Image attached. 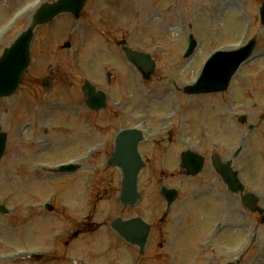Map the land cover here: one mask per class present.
<instances>
[{"label":"rangeland","instance_id":"1","mask_svg":"<svg viewBox=\"0 0 264 264\" xmlns=\"http://www.w3.org/2000/svg\"><path fill=\"white\" fill-rule=\"evenodd\" d=\"M42 1L0 0V55L14 37L29 25L33 12ZM223 1L89 0L79 21H75L70 15H62L35 32L30 48L32 64L24 75L19 92L11 98L0 99V132H5L8 136V146L0 160V205L8 210L7 214H0V264H25L23 256L26 252H42L55 246L60 252L67 253L64 241L60 242V235L64 233L56 232L65 224L63 216L59 215L51 226L50 219L44 218L43 223L36 225L33 220L28 224L26 218L33 213H43L46 199H55L57 211L67 207L74 212L90 211L92 205L88 206L87 192H83V185L85 180L90 183L95 178V170H83L75 177L55 180L51 176H59L46 166H57L84 155L85 147L79 148L74 141L85 143L87 135L92 140L93 147H96L95 144L100 139L94 134L100 136L96 126L99 128L101 121L109 125L107 138L110 141L119 125L124 122L122 117L126 114L125 111L121 112L123 106L120 108L118 105L127 104L126 110L130 111L135 102L136 128L142 130L144 136L140 155L146 165L139 181L142 201L138 211L146 214V218L153 212H161L160 206H163L158 192V178H162L167 186L180 189L181 198L188 195L193 199L190 204L186 203L190 206L188 215L184 214L183 203L176 202L172 211L175 219L174 244L166 245L163 252L156 251L158 260L155 264H191L192 250L185 246L191 245L196 249L198 244L213 245V248L198 250V254H205L203 261H211L207 264H218L214 254L220 256V264L241 255L243 260L248 257L246 261H241L243 264H264V223L260 224L259 217L253 215L251 233L246 235L245 231L241 232L240 228L247 221L243 220L238 205L236 222L239 230L235 234L228 230L217 237L209 234L204 236L206 226L210 229L212 225L208 222L219 215L223 219L221 222L226 223L223 215L230 214L233 209L228 211V206H235L237 202L233 204L221 197L224 214L212 210L204 215L201 211L203 203L196 201L199 179L196 177L192 181H186L183 177L179 178L180 171L176 162L182 151L191 150L189 146H200L199 129L200 124H204V117L198 118L197 111H206L209 100L206 95L188 96L182 92V88L195 81L202 63L213 52L231 50L235 44L255 37V62L233 76L229 92L221 95L224 100L228 96L234 97L233 109L237 116H244L249 123L248 128L243 129L240 134L235 130L233 136L227 134L224 138L219 134L217 139L220 157L226 160L237 159L238 166L244 167L243 170L247 172L250 182L246 185L262 191L261 196L264 195V155H259L256 147L264 146V120L261 118L264 114V55H257L263 54L264 50V24L260 23L258 14L260 3L264 0H232L233 3L229 6L222 4ZM218 6H223L221 19L218 18ZM237 23H240V28L234 29L233 25ZM189 35L195 39L196 48L190 58L184 59ZM123 39H126L129 47L152 56L155 72L151 83L141 82L138 73L127 64L117 46V42ZM66 41L71 45L68 49L62 48ZM50 70L51 88L46 91L41 82L50 75ZM106 72H112L109 81L105 78ZM86 80L106 92L113 107L112 115L93 114L83 108L81 85ZM162 90L167 91L166 94ZM50 91L56 98L54 101L48 100V107L42 109L41 104L47 100L44 98L50 96ZM24 97H30L34 101H30V106L35 114L30 115L29 120L21 115L22 111H29V108L22 106ZM52 103L58 109H53ZM220 113H223L222 108L218 114ZM73 117L80 120L78 134L65 137L63 129L68 125L64 126L63 122L72 124ZM86 117L90 119L89 124L93 130V133L88 131L87 135L84 130L80 131ZM30 121L33 122L32 127L22 134L24 124ZM51 125L59 127L61 132V136L53 141L47 137L44 128ZM34 128L38 138L36 144L38 145L39 140H42V144L29 151V147L26 148L27 139L24 138L28 135L32 138ZM187 137L191 143L186 141ZM168 150L167 157L161 159ZM194 151L201 153L197 149ZM95 154H99L97 158L92 157L91 161H84V164L96 167V182H117L119 174L102 167L100 159H104L103 150L100 153L95 151ZM234 198L237 199L235 196ZM260 199L264 203V196ZM98 203L95 210L97 213L116 214L120 211L114 204H106L105 201ZM179 214H183L182 223L185 227L181 234H177L180 229V219L177 218ZM244 215L248 217L245 213ZM42 218L39 215L38 220ZM41 224L43 230L39 229ZM200 228L199 234L197 229ZM66 231L70 232V226ZM175 237L181 242H175ZM157 239L155 237L154 241ZM217 245L222 247L218 248ZM170 247L177 253L182 250L181 254L176 257L169 255ZM67 249L70 250V255L73 254V260L82 259L86 264H132L119 257L110 260L103 258L101 263L102 241L74 242ZM246 249L248 252L244 254ZM87 254L100 259L94 262L97 258H93L91 263ZM163 255L168 256L167 261Z\"/></svg>","mask_w":264,"mask_h":264},{"label":"water","instance_id":"2","mask_svg":"<svg viewBox=\"0 0 264 264\" xmlns=\"http://www.w3.org/2000/svg\"><path fill=\"white\" fill-rule=\"evenodd\" d=\"M85 0H60L54 6H46L42 8L34 17V24L27 31L23 32L17 40L5 50L0 59V97L10 95L16 88L19 77L23 70L26 68L28 58V45L32 38V30L35 25L48 22L57 13L67 11L72 12L76 17L79 9ZM253 44H250L245 50L231 54H218L208 64L202 80L193 88L187 89L190 93L209 92L213 90H220L226 86L229 77L237 69L238 64L247 57L252 49ZM131 61H135L139 66L146 63L141 55L136 53H126ZM147 71L150 73L152 65H146ZM85 95L88 98V103L93 107H101L104 102L102 93L95 94L90 84H86L83 88ZM90 98L94 100L91 103ZM138 136L136 135V140ZM5 136L0 135V156L4 147ZM133 161H128L125 164L132 165ZM142 163L139 156L136 154V171L124 170V179L126 185L122 191L121 199L126 202L125 198L134 199L135 197V178L138 170L141 168Z\"/></svg>","mask_w":264,"mask_h":264},{"label":"flooded vegetation","instance_id":"3","mask_svg":"<svg viewBox=\"0 0 264 264\" xmlns=\"http://www.w3.org/2000/svg\"><path fill=\"white\" fill-rule=\"evenodd\" d=\"M133 124L136 127V115L133 116ZM211 148H212V150L215 149L214 143H212ZM206 150H207L206 146L204 145V151H206ZM217 150L218 149H216L215 151H211L207 154H204V155L209 156L207 161L204 160V164H206V162H208V165L206 166V168L203 171L205 173H204L202 179L198 182L199 194H200L202 200H204V202H207V203L209 202V200L214 199L213 195L218 194V193H215V191H214L215 190V184L218 183L221 186H223L219 176L215 173L214 169L211 166L210 156L212 154H215L217 152ZM204 167H205V165H204ZM223 188H224V198L231 201V199L229 197L231 194L228 192V190L224 186H223ZM213 202H216V201L214 200ZM169 215H170V213L167 212V213L163 214V216H161V217H155L154 216L149 220V223L151 226L150 237H149L148 243L146 245L147 247H146L144 255L143 256L138 255L139 258L137 260V264H141L143 262H145L146 264H154L155 262H157L158 258L156 257V251L160 252V249H163V244L159 243L156 245L157 241H154V238L166 236L167 233L170 230H172L171 227H167V226H170L173 222L172 218L168 219ZM91 216H92V213L87 214V216L83 217L81 220H76L72 223L71 229H70L71 233L69 234V238H71V239H70V241L65 242L66 245L70 244L74 240H78L79 238L88 235L90 232L93 231L94 223L92 222ZM134 216L136 217V211H135ZM104 224H105L106 228L104 230L103 237H104V242L106 244V247L109 250L119 249L122 246L123 242L121 240H119V238L111 231L110 223L108 221H106ZM74 235L77 237L74 238ZM132 248L138 253V249L136 247H132ZM164 257H165V261H167V256H164ZM134 264H136V260H135Z\"/></svg>","mask_w":264,"mask_h":264},{"label":"bare ground","instance_id":"4","mask_svg":"<svg viewBox=\"0 0 264 264\" xmlns=\"http://www.w3.org/2000/svg\"><path fill=\"white\" fill-rule=\"evenodd\" d=\"M223 7V6H222ZM222 7H217V11H218V18H220L221 19V17L220 16H223V14H222ZM233 27L235 28V29H238V28H240V23H237V24H235V25H233ZM234 47V46H233ZM166 92L167 91H165V90H162V93L163 94H166ZM164 102H166L167 101V99L166 100H163ZM239 187L241 188V187H243L241 184L239 185Z\"/></svg>","mask_w":264,"mask_h":264}]
</instances>
